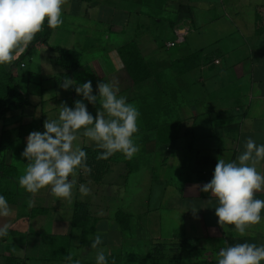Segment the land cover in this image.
<instances>
[{"label":"crops","instance_id":"crops-1","mask_svg":"<svg viewBox=\"0 0 264 264\" xmlns=\"http://www.w3.org/2000/svg\"><path fill=\"white\" fill-rule=\"evenodd\" d=\"M62 19L48 44L36 45L15 69L29 105L0 119V164L17 170L13 178L0 172V195H8L13 209L11 217L0 218L12 225L0 238V264H67L69 254L95 264L90 244L98 233L108 264H217L221 248L264 244V219L244 236L224 231L216 198L192 188L210 182L218 159L236 160L248 138L264 144V0H70ZM180 24L190 31L169 47ZM127 45L150 66L152 77L142 85L133 84L119 55ZM53 49L77 58L70 79L90 80L94 95L98 81L116 83L118 95L140 113L139 152L131 159L114 154L100 183L77 170L69 177L76 180L69 203L50 187L33 195L18 184L27 166L21 153L29 127L38 131L48 118L58 119L62 103L74 107L83 100L74 87L56 84L66 71L55 64ZM83 102L88 111L99 109ZM176 124L178 139L158 145L159 130ZM116 166L118 179L106 180ZM80 184L91 195L82 197ZM256 198L264 199V192ZM77 204L88 210L84 229L95 223V233L84 235V226L75 225ZM33 210L46 212L33 216ZM118 213L127 219L118 221Z\"/></svg>","mask_w":264,"mask_h":264},{"label":"clouds","instance_id":"clouds-1","mask_svg":"<svg viewBox=\"0 0 264 264\" xmlns=\"http://www.w3.org/2000/svg\"><path fill=\"white\" fill-rule=\"evenodd\" d=\"M67 0H0V66H10L26 53L36 35L43 30L45 21L51 29L62 23L63 7ZM23 67V65H21ZM61 87L75 88L78 96L90 104H100L95 117L88 111L83 100H76L74 107L62 103L58 109V119H47L44 131H33L26 138V147L21 153L27 166L19 177L18 184L33 195L41 189L50 187L51 194L71 202L77 170L90 172L87 165V153L74 143L78 133L88 141L94 142L102 150L96 159L108 160L116 153L127 159L139 152L135 142L138 133L136 106L128 102L126 96L118 95L120 89L116 83L98 81L97 94H93L92 82L83 84L64 78ZM264 163V144H257L248 138L244 151L231 162L218 159L210 182L203 186L194 185L204 193H210L218 201L215 215L224 231H234L244 236L252 225L260 224L264 211V199H257L258 192H264V172L259 170ZM82 197L91 195L86 184L79 185ZM29 207L33 202L28 201ZM195 216L197 207L192 206ZM13 209L7 199L0 195V218H9ZM228 226H232L229 228ZM11 223L0 224V238L7 237ZM215 232V229H213ZM101 235L91 239L90 247L96 250L95 264H108ZM67 264H81L73 260L71 254L65 257ZM264 262V244L237 243L221 248L217 264H262ZM115 264V261H113Z\"/></svg>","mask_w":264,"mask_h":264},{"label":"trees","instance_id":"trees-1","mask_svg":"<svg viewBox=\"0 0 264 264\" xmlns=\"http://www.w3.org/2000/svg\"><path fill=\"white\" fill-rule=\"evenodd\" d=\"M52 31L53 29L49 28L47 21H45L43 30L36 35L26 53L21 55L19 59L12 64L10 69H6L5 66H0V119H5L9 113L15 110H22L29 105L27 94L17 82L15 69L26 59V57L29 56L36 45L48 44ZM53 52L58 53V57L55 59V64L66 71L65 74H62L56 79V84L60 85L62 84L65 77L70 79L71 74L78 69L79 65L77 58H69L60 49H53ZM119 55L123 61L128 75L130 76L131 81L135 86L142 85L151 79L152 74L150 71V66L135 46H124L119 51ZM95 106L100 108V106L97 104ZM180 127L181 126L179 124H176L160 129L157 137L158 145H166L176 141L178 139ZM29 128L30 132L37 131V129H34L33 125H31ZM40 128L41 129H38L39 132H43L45 130L42 127ZM83 150H85L87 153V165L90 169V172H85L83 178L90 179L95 183H100L111 168V157L108 160H98L96 157L102 150L88 147H85ZM0 172L7 177L13 178L17 176V170L15 168L6 166L4 163L0 164ZM3 196L6 198L8 195L4 194ZM75 211V225L84 226L85 224L83 223L88 221V210L86 206L77 204ZM45 212V210H33L32 213L34 216L43 214ZM122 218L127 219V216L123 213H118L117 220L121 221ZM84 228L85 226L82 228L84 230V235L93 234L96 231L95 223L87 229ZM8 264H11V262L9 261Z\"/></svg>","mask_w":264,"mask_h":264},{"label":"rangeland","instance_id":"rangeland-1","mask_svg":"<svg viewBox=\"0 0 264 264\" xmlns=\"http://www.w3.org/2000/svg\"><path fill=\"white\" fill-rule=\"evenodd\" d=\"M131 92L132 91L127 92V95H129V93H131ZM129 96H131V94ZM97 110L98 109L91 108L89 110V112L91 111L90 113L95 117ZM78 135H79V139L76 142H74V143L79 144L81 147H84V146H95L94 142L88 141L87 138L83 137L82 130L80 131V133H78ZM21 159H23V158H21ZM112 170L113 171L111 173H109L110 175L106 178V180H112L113 178H115L116 180L118 179V173H119L118 172V167L116 166L115 170L114 169H112ZM98 197H99V199L96 198L95 200L96 201L99 200L101 202V195L98 196ZM64 206L67 207L65 203H64Z\"/></svg>","mask_w":264,"mask_h":264},{"label":"built area","instance_id":"built-area-1","mask_svg":"<svg viewBox=\"0 0 264 264\" xmlns=\"http://www.w3.org/2000/svg\"><path fill=\"white\" fill-rule=\"evenodd\" d=\"M189 29L183 27L182 24L178 25V27L175 30V42L173 44H170L169 47H173L175 46L177 43H180L181 41L184 40V38L186 37V35L189 33ZM217 63V62H216Z\"/></svg>","mask_w":264,"mask_h":264}]
</instances>
